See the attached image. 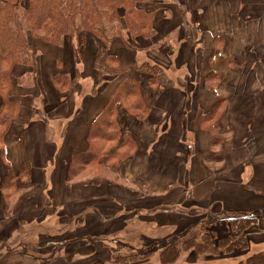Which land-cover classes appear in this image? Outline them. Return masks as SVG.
I'll return each mask as SVG.
<instances>
[{
  "label": "crops",
  "instance_id": "crops-1",
  "mask_svg": "<svg viewBox=\"0 0 264 264\" xmlns=\"http://www.w3.org/2000/svg\"><path fill=\"white\" fill-rule=\"evenodd\" d=\"M181 4L175 0L158 9L161 18L154 37L139 39V52H146V57L132 54L130 68L113 74L115 79L109 74L96 94H92L97 81L94 42L83 51L84 59L78 60L73 40L65 39L62 47L30 41L42 72L32 88L14 87L12 91L14 101L19 102L17 96L25 99L5 137L7 163L3 162L9 169L0 166V232L10 224L25 229V235L36 221L50 220L73 236L71 242L80 240L89 246L103 237L98 232L101 228L111 229L112 237L122 236V224L126 221V227L137 210L150 211L147 220L157 228L173 225L181 231L188 218L204 216L206 211L221 217L255 211L264 217V0H211L194 8ZM163 23L164 29L159 26ZM168 38L174 41L168 43ZM159 43L169 44L171 50H156ZM122 48L127 54V48ZM113 54L123 69L122 58ZM147 64L163 69L158 84H150V76L141 72ZM76 69L82 72L81 80L68 92L58 90L54 78L71 76ZM122 79L141 82L150 110L148 119L139 122L123 106L118 107L121 133L132 135L137 153L108 164L107 179L70 184L71 159L89 149L91 127ZM25 104H29L28 115ZM209 114L210 126L204 120ZM25 165L31 175L28 184L21 173ZM10 168L16 187L4 193ZM137 183L144 191H137ZM175 186L179 189L171 194ZM155 193L161 197L154 198ZM10 204L15 206L11 209ZM170 204L185 209L178 215L161 208ZM156 207L166 214L153 220ZM74 217L80 222L73 228ZM65 223L69 229L61 228ZM76 235L78 240H74ZM12 241L8 235L6 244ZM31 259L41 262L35 256Z\"/></svg>",
  "mask_w": 264,
  "mask_h": 264
},
{
  "label": "trees",
  "instance_id": "trees-1",
  "mask_svg": "<svg viewBox=\"0 0 264 264\" xmlns=\"http://www.w3.org/2000/svg\"><path fill=\"white\" fill-rule=\"evenodd\" d=\"M167 0H0V154L6 162L5 137L16 122L20 104L14 101L13 77L18 66H32L16 77V85L29 88L22 80L32 74L37 76L36 61L30 46V37L43 40L56 47H62L67 35L76 39L78 60L91 43L96 44L94 68L97 81L92 94L106 81L109 74H121L119 59L111 48L116 39H122L130 46L131 39H149L161 18L157 6ZM168 5V4H166ZM32 62L33 64H31ZM105 63V64H104ZM107 65V66H106ZM141 72L150 76L149 83L158 84L163 69L147 64ZM79 70L73 75L61 74L54 78L55 87L68 92L79 80ZM30 85V86H29ZM138 121L148 119L150 110L141 91V82L122 79L114 96L108 100L100 116L94 121L88 136L89 149L71 159L67 182L92 183L108 178V164L127 160L137 153L138 144L131 134L122 135L119 124L118 107ZM205 124L210 126L211 116ZM107 159V161L105 160ZM106 163L103 164V162ZM7 163V162H6ZM112 164V165H113ZM105 165V166H103ZM25 182L30 181L27 165L21 171ZM10 182V183H8ZM15 172L10 168L3 188L15 186ZM16 187V186H15ZM12 188L10 190L15 189ZM206 218L186 224L184 230L150 245L127 249L135 253L111 259L116 264H151L158 255L160 264H176L182 254H194L197 259L232 255L236 250H247L250 246L251 229L264 231L262 212L227 216L207 212ZM101 242V241H100ZM102 244V243H101ZM118 244H123L118 242ZM96 264H102L97 262ZM237 264H264V252L256 253Z\"/></svg>",
  "mask_w": 264,
  "mask_h": 264
},
{
  "label": "rangeland",
  "instance_id": "rangeland-1",
  "mask_svg": "<svg viewBox=\"0 0 264 264\" xmlns=\"http://www.w3.org/2000/svg\"><path fill=\"white\" fill-rule=\"evenodd\" d=\"M167 1L168 2L161 1V4H159L157 6V8L163 9V6H166V4H170L175 0H167ZM176 1L179 2V0H176ZM180 1L182 2L181 5H187L188 4V6L190 8H194L193 6H196L199 4H205V3L208 4L211 2V0H180ZM161 21L163 22V19ZM159 26L160 27L164 26V23L159 25ZM164 28L165 27H162V29H164ZM154 32H155V27H154ZM153 35H155V33H153ZM153 35L149 39H145V40H150L152 37H154ZM29 39H30V41L39 40V39H34L33 37H30ZM65 39L66 40L69 39L70 41H72V37L70 35H67V37ZM139 39H141V38L131 39L129 42L130 46H127V47L124 45L122 39H119V40L116 39L117 41L115 42V44H117V45H114L113 48H111L112 54L117 53L122 58V60H123V69L122 70H126V69L130 68L128 62H129V59L132 57L131 56L132 54H134L135 56H137L139 54L140 57H144V58L146 57V52H141V53L139 52L141 50V47H140L141 43H140ZM168 39H169L168 43H170V41H174V38H172V39L168 38ZM145 40H141V42L145 41ZM40 41L47 43L43 40H40ZM73 42L76 46L78 45V42L76 39H74ZM166 42H167V40H166ZM47 44L51 45L50 43H47ZM159 44L155 45L154 48L156 50H160L161 48L170 49L169 44H166V45L163 44L164 46H162L161 44L159 45ZM121 45H122V47L125 46L127 48V54L123 51V48L121 47ZM32 48H33V46H32ZM32 48H31V50H32ZM96 50H97V47H96ZM32 52L34 53L33 54L34 61H36L37 76L34 77L35 75L30 74V75H28V77H26V78H24V80H22V82L25 85H28V84L31 85V83L33 84L31 87H29V89L32 88L38 82V79L40 77V72H42V70H40V68L42 69V66L40 65V58H39L38 52H34L33 50H32ZM143 55H145V56H143ZM84 56H85V54L82 56L83 59H84ZM30 63L33 64L32 62H30ZM163 64H165L164 67L167 65L166 63H163ZM151 65H153V64H151ZM77 67H78V64H77ZM79 67H80V69H83L82 65H80ZM31 68H32V66H24V67L18 66L16 68L15 75L13 77V82L15 83V89L19 87L16 85V77L18 75L22 74L21 71L26 72L27 70H32ZM120 68H122V67H120ZM17 69H21V71L19 72V71H17ZM79 72H80L79 75L81 77V73H82L81 70ZM144 76L149 77V75H144ZM80 77H79V79H80ZM109 78L115 79V76L113 74H110ZM83 80H85V77ZM53 82H54V80H53ZM86 83H87V81H86ZM24 89H28V88H24ZM17 97H18V101L20 102V105H21L23 102L22 99L23 98L25 99V97L24 96L23 97L17 96ZM27 99L30 100V97L28 96ZM32 102H33V97H31L30 105L32 104ZM0 103H1V99H0ZM29 111H30L29 104H25V107H24L25 115H28ZM145 121H142V122H145ZM139 122H141V121H139ZM14 146H16V143H13V146L11 145V149H10L11 153L14 151ZM27 148H29V143L27 145ZM0 166L4 167L7 170L9 169L7 164L6 165L4 164L2 158H0ZM8 183H10V182H8ZM137 184H138L136 186V187H138L137 191H144V188L141 186V184L140 183H137ZM14 187L15 186H12V184H10L8 187L3 188V192L5 193L7 190H10ZM177 188L178 187L175 186V188H173L171 190V194H172V192L177 191L179 189V188L178 189ZM26 191H27V189L22 190L20 195H22ZM16 194H17V192L12 193L11 198L12 197L14 198L16 196ZM47 194H49L48 190H47ZM63 195L64 194H62V196ZM49 196L50 195H48V197ZM153 197L158 199L161 197V194L155 193L153 195ZM173 198L177 199L176 197H173ZM175 199L170 200V201L175 202L176 201ZM3 204L5 205L4 202H3ZM9 206L12 209L15 206V204H10ZM164 207L169 208L168 213H174V214H178V215H181V213H182L181 210L185 209V207L183 205H177V204H170V206L164 205L161 208H164ZM68 208H70V205L68 206ZM75 212H76V210H75ZM207 212L208 211H206V213ZM209 212H212V211H209ZM163 213L166 214L165 212L160 211V209L156 207L152 213L153 220L159 214L164 215ZM205 214H203L204 216H201V217H197L196 215H194L193 218H188L187 224L188 223L189 224L194 223L195 221H200V220L205 219L207 217V216H205ZM75 217L73 218V228L75 227V225H78L80 222V218L75 219ZM148 217H151L150 211H148V212L142 211L141 212V211L137 210L135 213V217L131 221H128V225L126 227H125L126 221H124L125 223L123 222L124 224H122V226L124 227L123 228L124 233L122 234V236L118 235V236L112 237V235H110L112 233L111 229L103 230L101 228V230H99L98 232L100 233L99 236H103V237H100L99 239H94L95 242L91 241L92 243L89 246H86L85 244L83 246L81 241L78 240L77 235L75 236L74 240H78V241L71 242L70 238H72L73 236H69L70 234L62 232L59 229V227H57L55 224L51 223L50 220H47L43 223H41V221H36L34 223L35 225L32 224V226H31L32 228H29V230H32L31 233H29V231H27L25 233V235H23L24 232H22L25 229L21 230V229H18V226H11L9 224L6 227L7 231H1L0 232V264H96L97 262H100L102 264H116V263H112L110 260L114 259V258H118L122 255L127 256V255L135 253V251L133 252L132 250L127 249L128 246H132V247H134V249H136L137 247H141V245L142 246L143 245L148 246V245H150V243H152L154 241H158L160 239H165L167 237H170L173 234H178V232L181 231L180 228H177V226L175 227L173 225H172L173 227L169 226L168 228H164V229L157 228L155 223H152V221L149 219L147 220ZM69 221L70 220L68 219V222ZM37 222L40 223L41 225L38 226ZM24 224L28 225V221H25ZM64 227H65V229H69V225H66V223L61 226V228H64ZM180 227H181V225H180ZM83 231L86 234L89 233L88 230L83 229ZM102 233H106V234L102 235ZM14 234H16V235H14ZM8 235H9L10 240H13L12 242H10L12 245L11 244L7 245L5 242L6 237ZM21 238H22V241H21ZM114 238L117 241L114 240ZM249 238H250V246L245 251L236 250L232 255L201 258V259H197L194 256V254H192V253L187 254V255L182 254L181 259L176 264H237L240 261H245L248 257H250L253 254L264 252V231H261L255 227V228L251 229L250 234H249ZM118 242H121L123 244H118ZM7 246L10 248L9 251L7 249ZM33 247L38 249V250L35 251L33 249ZM21 249H23L24 252ZM33 256L37 257L38 259H41V262L37 263L35 260H32L31 258ZM21 258L22 259L24 258L23 263H22ZM150 262H151V264H160V260H159L158 255H156L154 258H152V260Z\"/></svg>",
  "mask_w": 264,
  "mask_h": 264
}]
</instances>
